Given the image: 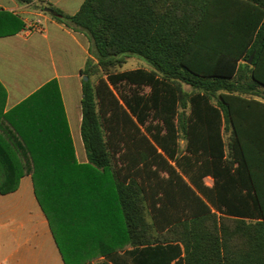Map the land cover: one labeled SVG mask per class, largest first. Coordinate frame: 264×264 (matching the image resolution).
Wrapping results in <instances>:
<instances>
[{
	"label": "trees",
	"instance_id": "1",
	"mask_svg": "<svg viewBox=\"0 0 264 264\" xmlns=\"http://www.w3.org/2000/svg\"><path fill=\"white\" fill-rule=\"evenodd\" d=\"M37 6L91 43L86 162L55 80L7 112L0 82V194L31 177L65 264L82 260L58 234L93 229L79 214L110 190L127 236L119 248L143 264H264V0H84L74 14ZM23 28L0 10V37ZM130 57L150 69L119 72Z\"/></svg>",
	"mask_w": 264,
	"mask_h": 264
},
{
	"label": "crops",
	"instance_id": "2",
	"mask_svg": "<svg viewBox=\"0 0 264 264\" xmlns=\"http://www.w3.org/2000/svg\"><path fill=\"white\" fill-rule=\"evenodd\" d=\"M84 0H0V10L11 12L24 23L14 35L0 37V82L6 91L7 112L30 97L49 81L58 84L66 123L75 156L80 163L86 156L80 137L82 80L86 61L95 59L88 53L89 39L80 31L54 20L37 5L51 4L67 14L78 11ZM40 21L42 32L26 29ZM33 109H42L40 103ZM80 219L95 223L88 232L58 234L59 244L69 258L81 264H143L129 252L126 234H119L117 201L112 190L85 207ZM0 264H65L34 194L31 177L21 178L18 189L0 194Z\"/></svg>",
	"mask_w": 264,
	"mask_h": 264
},
{
	"label": "rangeland",
	"instance_id": "3",
	"mask_svg": "<svg viewBox=\"0 0 264 264\" xmlns=\"http://www.w3.org/2000/svg\"><path fill=\"white\" fill-rule=\"evenodd\" d=\"M137 68H144V69H150L149 65L142 59H139L137 57H130L126 59L125 64H123L122 67L118 68V71H127V70H133ZM143 92H148V88H144ZM184 142L181 141V145L183 146ZM205 183L208 186L212 185V180L210 178H205Z\"/></svg>",
	"mask_w": 264,
	"mask_h": 264
},
{
	"label": "built area",
	"instance_id": "4",
	"mask_svg": "<svg viewBox=\"0 0 264 264\" xmlns=\"http://www.w3.org/2000/svg\"><path fill=\"white\" fill-rule=\"evenodd\" d=\"M26 30L28 32H30L32 30L37 31V32H42L43 31V27H42L41 22L38 20L34 24H31L30 26H28Z\"/></svg>",
	"mask_w": 264,
	"mask_h": 264
},
{
	"label": "water",
	"instance_id": "5",
	"mask_svg": "<svg viewBox=\"0 0 264 264\" xmlns=\"http://www.w3.org/2000/svg\"><path fill=\"white\" fill-rule=\"evenodd\" d=\"M44 12L50 14L53 17H59V14H57L53 9H51L50 7H46L44 8ZM251 61V59L249 60V62ZM88 77L83 76V81H87Z\"/></svg>",
	"mask_w": 264,
	"mask_h": 264
}]
</instances>
